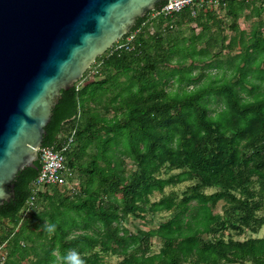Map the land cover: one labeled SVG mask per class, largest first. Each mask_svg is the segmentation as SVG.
<instances>
[{
  "label": "trees",
  "instance_id": "obj_1",
  "mask_svg": "<svg viewBox=\"0 0 264 264\" xmlns=\"http://www.w3.org/2000/svg\"><path fill=\"white\" fill-rule=\"evenodd\" d=\"M192 10L149 12L119 40L132 35L129 48L111 47L91 80L61 90L43 145L76 130L65 154L77 185L49 186L29 208L41 163L19 171L0 205L1 264H264V236L235 237L264 226V0ZM242 17H256L249 31ZM164 211L156 227L125 225Z\"/></svg>",
  "mask_w": 264,
  "mask_h": 264
},
{
  "label": "water",
  "instance_id": "obj_2",
  "mask_svg": "<svg viewBox=\"0 0 264 264\" xmlns=\"http://www.w3.org/2000/svg\"><path fill=\"white\" fill-rule=\"evenodd\" d=\"M165 1L0 0V205L37 168L61 90Z\"/></svg>",
  "mask_w": 264,
  "mask_h": 264
},
{
  "label": "built area",
  "instance_id": "obj_3",
  "mask_svg": "<svg viewBox=\"0 0 264 264\" xmlns=\"http://www.w3.org/2000/svg\"><path fill=\"white\" fill-rule=\"evenodd\" d=\"M226 0H168L160 5L156 10L152 11L153 16H169L174 13L180 12L185 7H192V14L196 15V8H205V9H216L220 8L225 4ZM128 41L116 42L112 47V51L120 50L124 47L129 48L130 38ZM97 70L89 69L83 76V78L77 82L78 85L83 84L92 79ZM75 131L72 130L71 134L66 136L62 140L60 148L54 146H40L38 149L39 161L41 163V168L38 172V175L32 183V192L30 200H28L29 208L34 205L35 194L39 191L46 190L49 186H58L60 188L66 187L69 190L75 188L76 182L71 180L73 177L72 170L67 166L66 152L71 148L74 143ZM26 210L24 213H26ZM6 250L5 244H0V264L6 259Z\"/></svg>",
  "mask_w": 264,
  "mask_h": 264
},
{
  "label": "rangeland",
  "instance_id": "obj_4",
  "mask_svg": "<svg viewBox=\"0 0 264 264\" xmlns=\"http://www.w3.org/2000/svg\"><path fill=\"white\" fill-rule=\"evenodd\" d=\"M258 4V3H257ZM151 16V19L152 18H157V17H154L153 16V13L150 14ZM256 17H252L250 20L248 19H245L244 17L240 18L239 19V26L240 28L242 29H245V30H250L251 28V24H252V21L255 20ZM195 23L189 25V26H183L181 27V29L184 30V35H189L190 32H191V28L189 27H195L194 26ZM228 25V24H226ZM154 29H157V26L154 25ZM200 31V28L199 27H196L195 28V32L198 33ZM174 33L176 32V29H174L173 31ZM233 32L229 29H227L225 31V35L227 36H230L232 35ZM133 36L130 35L129 38L131 39ZM238 50V49H237ZM233 53V52H232ZM228 55V50H223L222 51V54H221V58H225L226 56ZM100 61H97V63H99ZM218 71V69H215V68H205L204 69V74L207 75L208 73H212V74H215L216 72ZM91 80V79H90ZM202 80H205V78H202ZM87 82H83V84H86ZM130 167V165H129ZM191 183V182H185V183H182L176 187H168L166 188V192H169L171 190H175L177 191L179 194H182V191L186 188V186ZM77 185V182L75 184V186ZM212 190L214 189H208L207 191L208 192H211ZM159 197H161V195L159 193H156L153 197V199H158ZM222 204L223 202H220L217 206V210L218 211H221L222 209ZM168 215V212H160V213H157V214H148L146 215L145 218H140V217H135L133 215H131L128 219V221L125 222V225L131 229L132 231H135L138 227L139 228H142V229H149L151 227H156L159 225V223L161 221H163ZM5 227L9 228L8 225H4ZM248 236H258V237H262L264 236V226L260 229V231L258 233H250V232H246L245 234H242V235H235V237H238L240 239H243V238H247ZM161 246V243L158 239L154 238L153 239V244H152V251L154 252H157L159 250ZM7 252V251H6ZM105 260L107 261V264H119V261H120V257L116 256V255H107L105 257Z\"/></svg>",
  "mask_w": 264,
  "mask_h": 264
}]
</instances>
